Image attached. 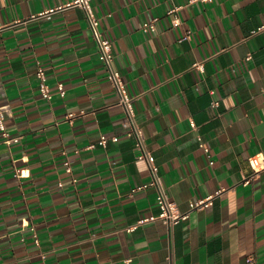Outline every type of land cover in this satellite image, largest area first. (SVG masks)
I'll use <instances>...</instances> for the list:
<instances>
[{"label":"crops","instance_id":"1","mask_svg":"<svg viewBox=\"0 0 264 264\" xmlns=\"http://www.w3.org/2000/svg\"><path fill=\"white\" fill-rule=\"evenodd\" d=\"M70 1L0 0V104L22 136L0 128V264H264V169L245 182L264 157V0H93L171 199L214 196L133 230L158 190L138 188L149 163L88 15L34 17Z\"/></svg>","mask_w":264,"mask_h":264},{"label":"built area","instance_id":"2","mask_svg":"<svg viewBox=\"0 0 264 264\" xmlns=\"http://www.w3.org/2000/svg\"><path fill=\"white\" fill-rule=\"evenodd\" d=\"M71 7L81 8L88 15L91 27L94 29L95 34L99 40L100 57L106 64L109 71V76L113 80L115 86L119 91L120 94L119 103L123 104L127 110V115L129 118L128 125L130 126L129 134L132 135L135 134L137 136V145L141 148L140 157L146 159L147 162L149 163L152 178L149 182L140 185L138 188H147L149 186H155L158 190V203L161 208L160 213L153 214L151 216L142 217L138 220L137 223L130 225L128 229L133 230L139 224L156 219H162L165 222L169 223L170 225H174L181 219L188 217L191 210L195 208H204L209 206L212 203V199L214 197L213 195L209 196L208 198L193 200L190 204L191 205L190 209L186 211H182L177 206L176 202H174L171 199L170 194L162 180V176L160 173V165L156 161L153 151L149 148V146L145 141L143 128L135 119L134 97L128 93L122 77V73L115 65V53L113 48V41L109 37L105 36L103 30L101 29V20L93 4V0H72L58 7L49 8L41 12L40 14H35L34 17H39V16L41 17L56 12L58 10L71 8ZM144 28L146 30H150V29L155 30L157 28V18L146 21L144 23ZM190 33L191 31H189L188 35ZM196 65L202 68L204 66V63L197 62ZM38 73L41 81V91L43 95L48 98H52L53 90L48 81L49 78H48L47 70L44 67H41ZM61 89L62 92H64L62 85H61ZM0 96H1V90H0ZM5 113H6L5 110L2 108L0 104V128L3 130V134L5 135V140L9 143L19 141L22 136L11 134L5 121ZM74 115L75 113H70L68 116L73 117ZM111 138L115 141L120 140L119 135H114ZM199 139L201 145L208 151L210 148L204 141L203 137L199 136ZM108 140H109V136L107 134H103L101 138V143L105 144L108 142ZM250 161L254 168V172L252 173L251 176L246 178L245 180L246 183L251 182L259 174V172L262 169H264V157L261 154L252 155ZM211 162L213 163L214 160H211ZM67 164L69 165L68 169L72 171L71 161L68 160ZM138 188H135L133 191H135ZM224 189L225 188H220L217 191V193L223 192ZM254 259L255 258L253 256L249 257V261H253Z\"/></svg>","mask_w":264,"mask_h":264}]
</instances>
